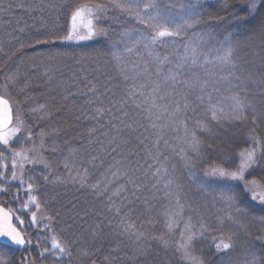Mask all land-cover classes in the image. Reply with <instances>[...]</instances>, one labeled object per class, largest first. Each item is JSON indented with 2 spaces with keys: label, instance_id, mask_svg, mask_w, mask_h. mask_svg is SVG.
<instances>
[{
  "label": "trees",
  "instance_id": "trees-1",
  "mask_svg": "<svg viewBox=\"0 0 264 264\" xmlns=\"http://www.w3.org/2000/svg\"><path fill=\"white\" fill-rule=\"evenodd\" d=\"M69 2L70 0H0V9H2L0 10V96L9 100L15 115L16 109L18 110L17 115L25 121L26 127L32 128L33 132L44 130L48 133L43 141L42 157L49 164V169L28 166L24 170V179L26 184L28 177H33L36 183V191L33 194L37 195L41 201L43 213L52 216L53 220L50 230L41 231V229L30 225L29 213L25 217L24 224L28 236L33 239L34 244L39 236L41 244L47 247H51L53 235L57 236L62 243L67 244L70 241H75V244H70L73 250L71 264H83L77 255L81 249L91 251L92 259L96 260L97 264H107L104 258L110 254L114 257L113 264H182L180 256L174 253L173 242L180 239V232L184 228L183 221L188 220L189 213L186 211L182 219L177 217L178 223L173 226L171 233L166 226L165 216V212L173 210L175 205L174 200L166 195L168 189L164 185L169 178L178 177L183 185L187 201L198 205L201 208L200 215L213 225L196 243L194 254L202 256L210 264H221V259H223V264L244 262L245 236H240L237 239V248L230 256L221 258L215 254V243L220 239H227V233L223 231L225 235L222 237L221 233L214 231L215 225L218 227L220 225L218 222L214 223L217 217L213 210H217L221 206L216 204L213 207L212 194H206L200 186L201 181L207 180L203 174L204 168L213 165L223 166L225 163L231 165L234 160L238 163L237 154L252 146L248 137V126L224 122V126L221 127L211 121L209 98L212 105L217 108L223 107L227 111L231 104L230 96L235 92L233 86L237 84V80L235 78L224 80L223 77L228 75L229 69L216 62L217 53L214 48L210 52L207 46H202L200 48V64L204 66H198L194 71L185 69L178 79L181 82L184 80L195 81L198 78L203 82L207 79L209 85L203 93L204 103L201 104L197 100V97L201 95L198 87L193 90L183 86L182 83L175 85V91L172 88L167 89L170 95L166 100L157 101L158 104H167L168 111L171 112L176 101L182 105L187 97L190 107L186 112L180 113V117L185 120L184 124L164 113L163 109L152 110L156 128L151 127L153 121L145 119L146 113L135 108L131 111L126 108L128 116L120 117L125 120V124L134 123L135 131L128 130L124 124L120 123L119 118H114L118 114L105 115L99 121L93 119L94 106L85 107L89 97L80 94L81 90L86 92L84 85L88 80L98 83L101 92H104L105 86H107L119 100L133 86L138 88L139 84L148 83L149 78L142 75L145 65H147L149 73L152 74V80H162L170 64L161 66L153 64L147 56V52L141 49L139 55L134 52L125 54L121 66L118 67L111 57V52L113 51V42L121 38L120 32L125 28H136L141 31L145 29L143 25L137 24L129 17L120 16L117 19L115 14H110L103 25L108 29L107 36H94L86 42L58 39L54 44L41 45L35 50L29 47L34 43L37 30L42 32L52 30L61 38L68 35L70 10L61 6ZM79 2L86 3L88 0H79ZM184 2L187 3L188 0H184ZM237 2L238 0H229V3ZM222 3L223 0H201L202 10L207 14L205 19H208L212 14L224 15L221 11ZM20 5L25 7H20ZM30 5L34 7L28 11L27 6ZM251 24L252 21H249V27ZM21 28L24 29L23 32L20 31ZM203 30L205 29L196 31ZM229 30L243 32L244 26L233 22ZM219 31H223V26ZM191 36L192 32H189L187 37H183L184 39L178 38L176 45ZM20 43L25 45L22 54L9 59V56L20 48ZM49 50L64 55L51 64L41 63L33 74L29 57L35 56L37 52ZM157 51L161 55L170 54V42L158 47ZM205 60L208 61L207 64H204ZM22 61L25 63L22 64ZM236 62L239 66L233 70L236 75H239L240 69H243L246 77L250 76L257 81L255 84L246 81V91L251 94L250 98L259 104V81L264 79V51L258 46L246 47L237 52ZM18 65L21 66V71L28 81V88L23 94L20 92V88L24 87L23 83L5 87L6 76L16 71ZM121 68L129 77L139 75V79L124 81ZM46 69L52 71L51 81L43 75ZM157 71L161 73L160 77L155 75ZM68 90L75 95L69 96L65 100L64 97L68 96ZM145 95H148L147 89ZM110 98V95L103 97L106 106ZM139 102L147 107L151 104V97L147 100L141 97ZM38 104H46L50 113V116L42 123L38 121V113L34 114L30 111ZM156 114L160 115L159 120H155ZM109 121L117 124L121 130L120 136H116V130L111 128ZM198 122L211 124L214 134L210 142L214 143L216 147L214 151L206 153L201 165L192 169L190 173L185 169L181 159L182 149L187 148L186 129L189 134L195 131L201 140L209 139L208 134L198 127ZM92 129H97V131L90 140L89 133ZM260 131L264 132V125H261ZM113 136H116V143L121 144V148L116 153L107 147L108 140ZM98 139L104 141V147L97 142ZM140 139L144 140V146L140 145ZM123 141L128 142L126 146L123 145ZM54 147L56 151H53ZM129 152L136 153L133 160L141 165L140 170L134 176L136 184H129L127 177L117 178L111 175L112 172L117 171L118 167H121L116 165V161L121 160L122 156ZM148 153H152V155L150 156ZM93 157H98L94 163L91 162ZM66 163L69 164V167L75 165L81 172L87 168L89 185L97 182L104 183L111 179L113 183L110 185L109 193L98 197L93 193L91 187H81L79 183H55L56 177L66 178L68 176V171L65 168ZM124 165H127V161H124ZM148 165L152 167L148 168ZM135 166L134 163L132 167ZM158 168L161 169L160 174L154 177L153 173ZM258 172L257 169L256 172L248 176V179L253 177L259 179ZM74 174L75 172H73ZM45 176L49 178L47 181L44 179ZM231 183L238 185L237 190L242 188V184L239 182ZM121 185H127V191L119 196H113L117 206H120L121 203L123 205L120 215L117 216L114 209L111 212L108 211V196H111ZM137 185H139L138 191ZM134 191H137L136 195H132ZM245 202L252 203L250 200ZM10 204L9 199L0 197L1 206L11 208ZM45 205L46 207H44ZM73 205H75L74 211L72 210ZM32 210L35 211V208ZM86 211L88 215H85ZM126 213L130 222L134 223L135 230L144 233V238L139 243L141 247L147 246V255L145 256L133 258L137 248L135 239H130L127 234L120 235L115 230V226L120 224L121 216ZM97 214H99V220L103 221L99 229L96 228ZM255 214H260V205L258 204L255 205ZM199 218V215L193 218V223H196L197 227H199L197 223ZM44 223H48V221H44ZM225 225L236 231L233 225ZM256 231V228L252 229L254 235ZM240 234L238 233V235ZM161 235L170 241L172 246L168 249H165L158 240L152 239L154 236ZM255 243L258 245L260 242L255 241ZM40 250L33 248L32 256L38 257ZM0 251L9 255V258L13 255L9 254L7 247L4 246H0ZM158 251H164L163 255L158 257ZM21 255H27V253L14 252L17 260ZM37 264H52V259L49 258L43 262L38 260ZM65 264H68L67 258H65ZM88 264L91 262L89 261Z\"/></svg>",
  "mask_w": 264,
  "mask_h": 264
},
{
  "label": "snow or ice",
  "instance_id": "snow-or-ice-1",
  "mask_svg": "<svg viewBox=\"0 0 264 264\" xmlns=\"http://www.w3.org/2000/svg\"><path fill=\"white\" fill-rule=\"evenodd\" d=\"M20 7L25 6L20 5ZM33 7L31 5L27 6V10L31 11ZM53 7L56 6L53 5ZM61 7L70 10L71 28L68 35L61 38L56 35L55 31L42 32L37 30L34 43L30 44L29 47L35 50L41 45L54 44L58 39L61 41L84 40L91 39L94 36H107L108 29L103 25L110 14H115L117 19L120 16H127L137 24L143 25L145 29L141 31L136 28H125L120 32L121 38L113 42V51L111 52V57L117 66H121L125 54L136 52L139 55L141 49L147 52V56L153 64L161 66L173 64V55H161L157 48L169 44V42L175 44L177 38H183L189 32H192V36L188 37V42L183 45V54L175 58V71L170 70V74L164 76L162 80H152V74L149 73L148 67L145 65L142 75L149 78L148 83L139 84L138 88L133 86L119 100L116 99L115 94L107 86H105V91L101 92L100 86L93 80H88L84 85L86 92L81 90L80 94L89 97L86 100L85 107L94 106L92 118L99 121L105 115L118 114L114 118H119L120 123L124 124L125 128L130 131L136 130L134 123L125 124V120L120 118L128 116V111H125L126 108L129 111L133 108L139 109L141 112L146 113L145 119L149 121H153V109H163L164 113L171 115L179 123L184 124L185 120L180 117V113L182 111L186 112L190 107L187 97H185L182 105L179 101H176L171 112L168 111L167 104H158L157 101L166 100L167 96L170 95L167 89L172 88L175 91V85L182 83L183 86L189 89L194 90L198 87L201 95L197 97V100L203 104V93L207 90L209 81L205 79L201 82L198 78L195 81L184 80L181 82L178 77L185 69L194 71L196 67L204 66L200 64V48L202 46H207L210 52L213 48L215 49L217 53L216 62L229 69L228 75L224 76L223 79L235 78L237 84L233 86L235 92L230 96L231 104L227 111L223 107L217 108L212 105L209 98L211 121L221 127L224 126V122L248 126V137L252 142L250 148L241 150L237 154L238 163L234 160L231 165L225 163L223 166L213 165L203 169L204 177L207 180L201 181L200 186L206 194H212L213 207L216 204L221 206L216 213L218 225L221 226L218 229L221 231V236L225 235L222 230V226L225 224H231L236 229V231L227 234V239H220L219 242L215 243V254L221 258L230 256L237 248L238 233H242L246 237V254L243 264H264V182H262L264 181V132L260 131L261 125H264V79L259 81L260 103L257 104L253 98H250L251 94L246 91V81H250L252 84L257 83V81L250 76L246 77L243 69H240L239 75H236V72L233 71L239 67L236 62L238 51L255 46L264 51V0H238L237 3H229V0H223L221 11L224 15L212 14L208 19H205L207 14L202 10L201 0H188L187 3L179 4L176 3V0H88L86 3H81L79 0H70L68 4ZM249 21H252L250 27ZM233 22H238L244 26V31H230L229 27ZM222 26L223 31H219ZM81 29L86 30V34L82 35ZM197 29L205 30L198 32ZM20 31L23 32L24 29L21 28ZM24 48L25 45L20 43V48L13 52L9 59L21 55ZM63 55V53L51 50L37 52L35 56L29 57V62L32 65L31 72L34 74L41 63L51 64ZM23 63L25 62L22 61ZM207 63L208 61L205 60L204 64ZM121 74L124 81L139 79V75L129 77L122 68ZM43 75L51 81L52 71L50 69H46ZM155 75L160 77L161 73L157 71ZM5 79V87L23 83L24 87L20 88L22 94L28 88V81L25 79L19 65L16 71L11 72ZM242 85H245V87H242ZM146 89L148 90L147 96L145 95ZM72 95L75 94L68 90V96H65L64 99L67 100ZM108 95L111 98L106 106L103 97ZM141 97L145 100L151 97V104L145 107L139 102ZM30 111L34 114L39 113L42 120L50 116L46 104H38ZM159 119L160 115L156 114L155 120ZM109 123L111 128L116 130V136H120L121 130L117 127V124L111 121ZM101 127H103V124H101ZM151 127H157L154 121L151 123ZM198 127L208 134L209 139L207 141L201 140L195 131L189 134L186 129L185 143L187 148L182 149L181 159L184 162L185 169L190 173L192 169L201 165L205 159V154L214 151L216 147L214 143L210 142L214 134L211 124L198 122ZM96 131L97 129L90 130V140ZM46 135L48 133L44 130L39 133L41 144L37 147L34 141L33 129L26 127L25 121L19 115L15 116L14 121L12 105L8 99L0 96V146H3L0 149V169H2L0 170V194L13 196V203L19 204L18 208L6 209L4 206H0V238L8 242L7 252L13 254L9 258V255L0 251V264H37L38 260L43 262L49 258L52 259V264H65V258H67L68 264H71L73 250L70 244H75V241H70L67 244L62 243L57 236L53 235L51 237V247H47L41 244L40 237L37 236L34 244L33 239L28 236L24 229L25 217L29 213L30 225L41 229V231L50 230L53 220L52 216L43 213L41 201L37 195L33 194L36 191V183L33 177H28L26 187L24 179L26 165L42 164L45 169H49V164L38 156V153L43 151V141ZM116 136H113L107 143V147L113 153L121 148V144L116 143ZM17 141L21 144L19 150L11 147V144ZM97 142L104 147L103 140L98 139ZM28 143H31L32 146L25 147L24 145ZM122 143L126 146L128 142L123 141ZM140 145L144 146L143 139H140ZM5 150L11 153L10 175L8 164L4 163L8 159ZM53 151H56L55 147ZM135 155V152L123 155L121 160L116 161V165L121 167H118L117 171L112 172L111 175L117 178L127 177L129 184H136L134 176L140 170L141 165L134 162L133 157ZM148 155L151 156L152 153H148ZM96 159L98 157H93L91 162L94 163ZM124 161H127V165H124ZM134 163L136 166L132 167ZM147 167L151 168L152 166L148 165ZM65 168L68 171V176L66 178L56 177L55 183H79L81 187H91L93 193L98 197L109 193L110 185L113 183L111 179L104 183L97 182L89 185L87 168L81 172L75 165L69 167L67 163ZM257 169L259 170V179L256 177L248 179V176L256 172ZM160 171L161 169L158 168L153 176H158ZM73 172H75L74 175ZM44 179L47 181L49 178L45 176ZM17 181L19 182L17 185L18 191L17 193H11L9 189L13 186V182ZM231 182H239L242 184V188L237 190L238 185ZM164 186L168 189L166 195L174 200L175 205L173 210L165 212L166 226L169 233L172 232L173 226L178 223L177 217L182 219L186 211L189 213L188 220L183 221L184 228L180 232V239L173 242L174 253L180 256L182 264H210L202 256L194 253L196 243L204 237L213 225L204 216L200 215L201 208L198 205H193L191 201H187L183 185L178 177L169 178ZM19 189L24 190L27 195L26 200H20ZM138 190L139 185H137ZM125 191H127V185H121L111 196H108V211L111 212L114 209L115 215H120L123 205L121 203L120 206H117L113 196H119ZM137 191H134L132 195H136ZM247 200L252 203H246ZM256 204L260 205L259 215L255 214ZM33 207L35 211L32 210ZM72 210H75V205H73ZM85 215H88L87 211ZM197 215L200 216L197 221L199 227L196 226V223H193V218ZM97 219L96 228L99 229L103 221L99 220V214H97ZM44 221H48V223H44ZM253 228L257 229L255 235L252 232ZM115 230L120 235L127 234L130 239H135L137 248L133 258L147 255V246L141 247L139 243L144 238V233L135 230V225L130 222L127 213L121 216L120 224L115 226ZM253 235L254 240L252 239ZM152 239L158 240L165 249L172 246L170 241L165 239L163 235L154 236ZM255 241L260 243L257 245ZM33 248L41 249L38 257L34 258L32 256ZM15 251H21L27 253V255H21L17 260L14 256ZM77 255L83 261V264H88L89 261L91 264H97V261L92 259L93 253L88 249H81ZM104 259L107 264H113L114 257L111 254ZM221 264H223V259H221Z\"/></svg>",
  "mask_w": 264,
  "mask_h": 264
},
{
  "label": "rangeland",
  "instance_id": "rangeland-1",
  "mask_svg": "<svg viewBox=\"0 0 264 264\" xmlns=\"http://www.w3.org/2000/svg\"><path fill=\"white\" fill-rule=\"evenodd\" d=\"M176 3L177 4H179V3H185L184 2V0H176ZM127 17V16H126ZM132 21H134V20H132ZM70 28H71V23H70V21H69V25H68V32L70 31ZM68 34V33H67ZM81 34L82 35H84V34H86V30H84V29H81ZM185 37H187V36H185ZM184 37V38H185ZM183 38V39H184ZM178 39V38H177ZM75 41H83V42H86V41H90L91 39H84V40H78V39H74ZM188 42V39L187 40H184V41H182V42H179L177 45H176V42H175V44H171V42H170V48H171V51H170V54H172L173 55V64H170V67L168 68V70H167V72L165 73V75L164 76H168L169 74H170V70L171 71H175V67H174V63H175V58L176 57H178V56H180V55H182L183 54V51H184V48H183V45L185 44V43H187ZM181 47V49H179V47ZM135 54H137L136 52H134ZM184 71V70H183ZM183 73V72H182ZM18 114V110L16 109V115ZM15 114H14V121H15V116H16ZM38 115H39V118H38V121H40L41 123H42V121H44L45 119H40V114L38 113ZM45 122V121H44ZM42 130H40V131H34V141H35V144L37 145V147H39V145L41 144V140H40V138H39V133L41 132ZM19 144V145H18ZM25 147H31L32 146V144L31 143H28V144H26V145H24ZM11 147L12 148H14V149H17V150H19V148L21 147V144H20V142H13L12 144H11ZM3 148V146H0V149H2ZM42 154H43V151L42 152H40V153H38V156H40V157H42ZM5 155L8 157V159L6 160V161H4V163H7L8 164V166H9V175L11 174L10 173V167H11V153L10 152H8V151H6L5 150ZM43 158V157H42ZM28 166H38V167H44L42 164H37V165H26L25 166V169L28 167ZM0 170H2V169H0ZM18 181L17 182H13V186L9 189V191L11 192V193H17V191H18V189H17V185H18ZM25 187H26V184H25ZM0 197H6L7 199H9V204H10V207L11 208H18L19 207V204L18 203H13V196H11V195H3V194H0ZM19 197H20V200H26L27 199V195L25 194V192H24V190L23 189H19ZM34 208V207H33ZM219 208V207H218ZM213 212L215 213V217H217L216 216V213H217V210L216 209H214L213 210ZM17 214H19V213H17ZM28 216V215H27ZM26 216V217H27ZM215 219V218H214ZM215 222H217V219L214 221V223ZM221 226H216L215 225V227H214V231H218V233H221V231L220 230H218L219 228H220ZM229 227L230 226H226V225H223L222 226V230L223 231H226V233L228 234V233H230V232H233L234 230H233V228L232 229H229ZM216 235H217V233H215ZM226 234V235H227ZM240 236H244L242 233L240 234V235H238V238H240ZM163 253H164V251H158V253H157V255H158V257L159 256H162L163 255ZM240 263H243V262H238V263H236V264H240Z\"/></svg>",
  "mask_w": 264,
  "mask_h": 264
},
{
  "label": "water",
  "instance_id": "water-1",
  "mask_svg": "<svg viewBox=\"0 0 264 264\" xmlns=\"http://www.w3.org/2000/svg\"><path fill=\"white\" fill-rule=\"evenodd\" d=\"M0 245L8 247V242L5 239L0 238Z\"/></svg>",
  "mask_w": 264,
  "mask_h": 264
}]
</instances>
